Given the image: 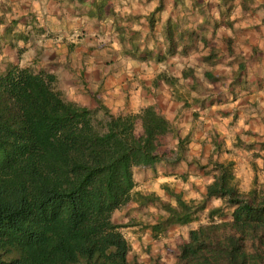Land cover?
Returning <instances> with one entry per match:
<instances>
[{
    "label": "crops",
    "instance_id": "crops-1",
    "mask_svg": "<svg viewBox=\"0 0 264 264\" xmlns=\"http://www.w3.org/2000/svg\"><path fill=\"white\" fill-rule=\"evenodd\" d=\"M152 3L47 0V11L38 19L33 0H0V12L6 14L0 16L5 25L0 32V72L8 64L20 67L31 54L23 68L54 74L70 101L90 108L102 104L121 115L152 106L167 120L168 129L154 137L156 162L132 168L131 199L112 213L111 220L121 225L130 246L128 256L142 264L153 258L175 264L185 235L208 217L165 223L169 214L162 203L177 206L169 191L186 201L202 200L217 173L214 162L232 163L242 192L255 178L264 179V16L260 15L264 0L217 1L218 12L232 5L223 18L199 15L203 6L194 0H155L156 7L145 15ZM16 5L26 15L8 21L6 16ZM125 7L129 13H122ZM167 19L178 26L174 38L179 45L170 55L164 36ZM128 32L140 33L141 43ZM224 41L231 43L230 53L223 50ZM202 43L221 50L215 48L216 53L209 55ZM158 54L165 58L156 60ZM160 74L173 76L174 83L192 82L199 75L203 85H197L198 80L173 85L158 78ZM217 199L221 200L210 197L204 210L217 207Z\"/></svg>",
    "mask_w": 264,
    "mask_h": 264
},
{
    "label": "trees",
    "instance_id": "trees-1",
    "mask_svg": "<svg viewBox=\"0 0 264 264\" xmlns=\"http://www.w3.org/2000/svg\"><path fill=\"white\" fill-rule=\"evenodd\" d=\"M177 27L166 20L168 55L179 45ZM167 129L152 106L125 115L82 106L64 96L54 74L8 64L0 72V264H142L128 258L111 216L131 199L132 168L156 162L154 137ZM213 164L201 201L169 191L177 206L162 203L167 222L186 224L210 197L223 202L188 231L175 264H264V184L242 192L231 162Z\"/></svg>",
    "mask_w": 264,
    "mask_h": 264
},
{
    "label": "rangeland",
    "instance_id": "rangeland-1",
    "mask_svg": "<svg viewBox=\"0 0 264 264\" xmlns=\"http://www.w3.org/2000/svg\"><path fill=\"white\" fill-rule=\"evenodd\" d=\"M217 1L224 2L225 4H227L229 2V0H194V2L197 5L200 4V5L203 6V7H199V15L201 14L204 18L213 17L214 15H219L220 18H223V16H225V15L227 16L228 15V12L232 8V5L230 4L229 8H227V9L225 8L227 5H225L224 9L221 10V11L219 10V12H218L216 9L214 10V6H216ZM247 1H249V0H247ZM175 22L176 21H172L171 23L175 26ZM177 29H178V27H177ZM127 35L133 37L135 43H137V41H138V43H141L139 41L140 38H142L140 33H136V32L130 33V32H128ZM147 44L155 47L156 50L158 49L157 46L155 44H153L152 42H148ZM202 44L204 45V43H202ZM202 44H201V46H202ZM206 46H207V50H205V51L208 52L209 55H212V54L216 53V51L214 50L215 48L217 49V51L221 50L220 48L212 46V44H210V45H206L205 44L203 47H206ZM191 48H193V44H192ZM225 49H226V52H228V53L231 52V43L229 41H224L223 50L225 51ZM237 61H239V60H237ZM238 69H240V67H238ZM166 77H168V79L173 78L174 80H176V78H174L171 75H167ZM200 77L198 75V77H195L194 78L195 80H193L192 82L191 81H181V83H178V82L174 83V80H172L171 84H173V85H191V83H195L196 80H198L199 82L197 81L196 84L197 85H203V83L200 80ZM209 80L212 82V84H217V83H215L217 81L216 79L215 80L209 79ZM169 82H171V81H169ZM122 115H124V114H122ZM135 132H136V134H141V124H140L139 121H136V123H135ZM254 183H256V184H264V179H261V178H258V177L255 178L254 181L252 182L251 187L254 185ZM197 202H199V201H197ZM208 212H209V210L207 212L204 209L203 210H199V211L196 212L195 217L200 218V219H206V217H208ZM223 213H224V216L222 218L227 219L229 217V215H230V209L225 208L223 210ZM208 221H209V218L206 219V222H208ZM166 222L167 221H165V223ZM170 252H172V251H170ZM133 257L135 258V256H133ZM133 257L132 256H128L129 259H132ZM153 259H156L160 263H163L158 258H153Z\"/></svg>",
    "mask_w": 264,
    "mask_h": 264
},
{
    "label": "clouds",
    "instance_id": "clouds-1",
    "mask_svg": "<svg viewBox=\"0 0 264 264\" xmlns=\"http://www.w3.org/2000/svg\"><path fill=\"white\" fill-rule=\"evenodd\" d=\"M25 0H21V3H24ZM47 4V0H39V3L36 2V0H33V11H35L37 13V18L40 19V17L47 11V8L45 7V5ZM133 7H135V5H133ZM156 7V3H155V0H153V3L151 5H149L148 9L145 11V15L147 14L148 11H151L152 9H154ZM19 9V5H16L15 7H13L12 9V12L8 13L7 16H6V19L8 21H10L11 19L15 18V19H19L21 16H24L26 15V13L24 12H21L18 10ZM117 11H121L120 9H117ZM239 8L237 9V14H239ZM130 12V9L128 7H125L123 8L122 10V13H129ZM6 14L4 12H0V16H5ZM260 15L264 16V12H261ZM257 23H259V21H257ZM4 24H0V32L3 31V28H4ZM19 28H23V25H19L18 26ZM133 27L136 29V30H139L138 26L137 25H133ZM113 48H116L117 50H119V45L114 43L113 44ZM30 55L29 54L28 56H25L24 58V61L21 62V65L20 67H24L28 61H29V58H30ZM0 60H3V57L0 56ZM241 126L243 127V122H241ZM212 181L210 180L209 183H211ZM247 190V189H245ZM215 205L216 206H221L222 205V201L217 199L214 201ZM185 240L188 239L187 235H185L184 237Z\"/></svg>",
    "mask_w": 264,
    "mask_h": 264
}]
</instances>
